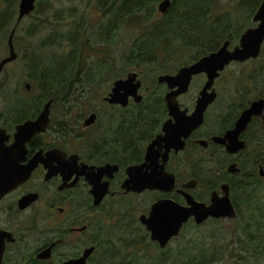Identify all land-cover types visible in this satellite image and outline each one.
<instances>
[{
  "label": "flooded vegetation",
  "instance_id": "obj_1",
  "mask_svg": "<svg viewBox=\"0 0 264 264\" xmlns=\"http://www.w3.org/2000/svg\"><path fill=\"white\" fill-rule=\"evenodd\" d=\"M98 10L102 15L101 21H104L105 18L108 20L109 12H105L102 8H98ZM33 11H35V8ZM33 11L24 16L34 15ZM17 16L18 5L16 20L11 21L13 24L8 33L9 36L14 28L12 35L13 47H15L14 41L17 37V25L24 17L17 21ZM6 45L8 47L7 43ZM95 47L87 51V54L84 53V55L74 57L73 62L75 64L72 72H75L77 67H81L83 62H87L85 70L81 72L82 67L80 69L79 78L81 80L84 79V72L98 73L97 67L93 66L94 62H88V59L94 56L92 51L95 50ZM17 54L16 52V57L13 60L17 58ZM28 56L26 55L24 58L25 65ZM3 57H0V59ZM70 57V60H72L73 57ZM114 58L120 60L110 62V71L114 72L116 68L125 69L123 76L117 79L126 77L130 72L137 74L136 79L141 82L138 89V93L142 96L140 102H134L129 97L128 103L125 105L109 103L104 99V96L103 103L99 104V108L90 109L85 115L81 114L74 119L72 107H74V104L79 103L70 98L73 91L77 89L74 85L68 89H53V91L62 92L63 95L60 97L48 95L44 103L39 104L36 108L34 95L40 97L43 94L34 93V83L31 81L29 87L22 86L20 94H17L18 91L14 90L13 97L15 101L13 106L0 112V130L3 131V138H6L3 139V145L7 147L14 142L16 126L26 120L34 119L42 110L45 102L52 100L49 122L45 131L38 132L27 139L24 142L26 151L23 153L14 151L11 157L6 156L5 153L0 155L5 161L2 165L16 167L19 164H27L37 151L42 150L40 154L42 159L34 167L30 176L0 198V264H61L82 257L87 249L91 250L83 264H98L100 231H102L100 230L102 220L98 218V213L105 206L108 209L111 207L114 209V206L118 207L116 199H133L134 196L143 194L141 203L144 209L138 213L136 222L139 223V228L145 230L149 238V232L146 231L145 226L139 220V216L141 214L147 215L150 205L158 199L168 198L179 204L187 205L185 193L189 194L194 200L208 204L213 193L218 197L223 195L222 186H224L228 189V196L235 208V205L244 201L256 189L258 190L257 197L263 195L260 191L264 189V108L262 114L251 116L245 128L238 135H229L234 140L237 136L238 141L243 143L242 147L232 151L227 148L229 137H225V135L235 127L237 117L252 101L242 105L238 112L234 111L230 116L228 112L226 113L225 107L219 104L220 95L217 85L219 84L221 87L223 73L229 64L219 72L207 89V92L213 90L215 97L206 105L201 123L196 125L192 117L195 113L200 91L207 81L204 72L193 74L186 91L175 97L179 109L185 110L186 115L190 116L188 120H185L175 111L170 110L167 105L165 96L172 89L168 87L166 82H159L156 77L157 86L155 88L149 87L141 79L140 69L136 67L131 71L127 69L128 64H125L127 57L117 56ZM115 62H120V64L114 66ZM6 64L3 65L1 72ZM102 72L106 73L105 70ZM176 72L177 70L161 73V75H174ZM177 88L178 86H175L173 89ZM149 94H153L155 100L160 102L158 108L150 107L151 104H143L147 113H151V125L146 122L131 131V120L128 121L126 116L130 114L131 108L143 103ZM55 105L59 107L57 113H54ZM91 114L94 116L92 121L85 124V120ZM118 115L126 119L128 124L123 123L122 126L120 123L117 128L113 127ZM103 119L106 120L108 126L101 122ZM167 121L168 130L165 131L163 126ZM131 126H135V123ZM94 128L97 134L88 141L87 138L91 136L88 135V132ZM256 130L261 131V136L256 134ZM106 131L110 139L101 135L102 132L106 133ZM122 132L125 135L119 137ZM77 138L81 139L78 140ZM99 143L110 146V149L108 148L107 151L96 148L94 151V147ZM152 143V149L156 154L155 160L147 168L142 167V171L150 172L151 169L163 164L164 170L174 175L173 188L169 191L147 188L141 191H125L121 184L128 178V167L138 166L145 162L147 147ZM70 144L72 146L68 148ZM53 148L61 149L62 152L58 155H46L48 150ZM93 152L102 154L107 159L97 158L98 154H92ZM164 153L166 155L163 161L162 156ZM205 153L211 157L207 156L200 160L207 159L210 161L214 159L215 162L214 167L209 165L205 171L211 175L207 182L209 192L206 196L198 195L195 191L199 183L202 182L197 174L204 167H199L194 163L198 157ZM19 156L21 157L15 160ZM12 157H14V160H12ZM242 161L249 164V166L245 168ZM104 164H115L117 168L101 175L98 179L95 167ZM216 164L219 165L216 166ZM89 177L93 180L97 179L100 184L107 183L106 191L97 203H94L95 198L91 192L92 185L89 182ZM191 182H193L191 186H186ZM242 182L245 183V188L248 190L244 193H238V188L241 189L238 186ZM257 183L260 185L254 188ZM239 196H241L240 201ZM210 218L212 217H208L206 220ZM190 222L196 224L193 218L190 217L188 221L183 223L180 230ZM101 226L107 228L106 224ZM140 233H142V237L146 238L147 235L144 231L138 232L139 235ZM129 234H131L130 230L124 236L127 241L131 238V236H128ZM153 243L158 245L157 241Z\"/></svg>",
  "mask_w": 264,
  "mask_h": 264
},
{
  "label": "trees",
  "instance_id": "obj_2",
  "mask_svg": "<svg viewBox=\"0 0 264 264\" xmlns=\"http://www.w3.org/2000/svg\"><path fill=\"white\" fill-rule=\"evenodd\" d=\"M2 1H4L7 7L4 11L0 10V30L8 27L13 17V11L15 10L14 0ZM102 1H106V8L101 7ZM157 1L159 0H98L99 8L104 9L105 12H109V16L108 20L99 22L95 25V29L92 30L94 34L101 35V45L116 48L117 45L120 44V41L117 40L118 37L122 39L127 33L132 36L130 41H127L128 39H120L122 43L126 42L127 47L126 52L121 50V55L119 56L127 57L125 60V64H128L127 67L134 66L138 69L145 68L143 71L144 74H140V76L143 82H145V85L149 87H156L157 83L155 81L156 78L153 81V85L147 83L146 78L150 76V73H148L146 69L157 68L156 64H159L158 68L160 67L162 71L158 74L173 72L179 67L187 65L197 60L199 57L217 49L225 40H229L230 45L236 44L240 34L248 25H245L244 22L234 24V12L227 11V13L223 14L217 12L218 0H170L168 9L164 13H159L157 11L158 15L155 16V2ZM260 1L261 0H236L235 6L237 9L246 12V21L249 23ZM37 4V10L34 11V15L37 14L38 11L40 12L39 2ZM48 8H50V6H48ZM59 19L60 18H57V20ZM41 20L45 21L46 18L41 17ZM85 22L87 21L84 20L73 24V28L68 31L71 32L69 34H63L60 30H56L54 34H50V36L47 35L46 38H42L40 41V45L43 47H50L52 44H57V47H60L61 50V55L59 57H57L56 54H50L51 58H57L58 63L52 68V71H48L42 75V80L53 77L57 82H64V87L67 89L74 83L77 89L73 91V94L70 96V98L74 99V102H78L81 96H86L88 89L82 84L83 82L85 84H92L99 75H103L108 80L111 79V77L115 80L122 77L125 72V69L121 70L117 68L114 72H110V68L109 70L107 68L111 63H108L96 65L98 69L97 74L84 72V79L82 80L79 78L81 67H77L75 72H72V68L66 77L62 76V73L66 70L65 62L74 61V57L78 54V46L81 45L83 48L82 55H84V53L87 54V51H89V49L84 47V42L87 41L90 36L86 34L87 27H83ZM141 25L143 27L140 29ZM29 26L32 30L36 28V25ZM89 28H92V26ZM63 35L64 40L67 41L68 48V50L65 51L61 49L64 40L61 42L60 39ZM90 47L94 48L95 45ZM70 56L73 57L72 60H70ZM182 58H186L187 61L181 64L180 62L182 61L179 59ZM39 63L40 61H38V64ZM117 64H120V62L114 63L113 65L116 66ZM103 70H105L106 73H103ZM151 76H153L152 73ZM52 84L55 83L47 82L45 84L50 90L43 91V96H40L41 99L48 98V95H53L55 97L63 95V93L58 90L53 91ZM148 97L144 99L143 103L131 108L130 114L126 116L128 121L131 120V131L137 129V127L142 126L146 122H149L151 125V113H147L145 110L146 107L143 106V104H151L150 107L158 108L160 102L155 100L153 94H149ZM13 101H15L14 97ZM66 102L68 101L66 100ZM34 103L36 108L40 104L37 100L34 101ZM128 121L118 115L113 127L117 128L120 126V123L122 126L123 123L128 124ZM101 122L108 126L106 121ZM134 123L135 126H131V124ZM101 135L110 139L107 131L106 133L102 132ZM124 135V132H122L119 137H123ZM87 140L90 141L91 137L87 138ZM107 146L108 145L99 143L94 147V151L96 148L108 151L110 146ZM92 154L98 153L93 152ZM97 158L107 159V157L102 154H98ZM257 185L259 186L260 184H255L254 188H256ZM238 187L241 188H238V193H244L248 190L245 188V183L243 182ZM257 193L258 190L256 189L241 202L245 205L246 219L240 231L235 232L232 230L230 236L223 232L216 233L215 231H212L208 236H198L187 244L180 246V249L178 248L176 255L172 256L171 264H215V262L223 260H229V264H264V203L261 204L258 202L259 200H264V196L257 197ZM139 206L143 208L142 203H140ZM129 207L130 206H126L121 202L118 203V208L121 209L124 214ZM235 211L236 216L234 218L238 215V204L235 205ZM210 219L215 220L213 218ZM101 223L100 230L104 231V236L100 238V259L98 264H140L135 253L127 252L128 248H133V244L136 241L131 240L129 242L125 240L124 236L115 237L112 229L109 226L103 228L101 225L104 224L102 221ZM142 231L147 235L144 229H142ZM141 239H145V237L141 236ZM227 240L231 245L227 244ZM151 243L156 247L158 246L152 241ZM232 245L234 247H232ZM161 252H164V250H161ZM164 261L165 259L161 258L155 264H163Z\"/></svg>",
  "mask_w": 264,
  "mask_h": 264
},
{
  "label": "rangeland",
  "instance_id": "obj_3",
  "mask_svg": "<svg viewBox=\"0 0 264 264\" xmlns=\"http://www.w3.org/2000/svg\"><path fill=\"white\" fill-rule=\"evenodd\" d=\"M14 1L15 10L13 11V17L11 21L16 20L17 5L19 0ZM235 1L236 0H218L217 12H219L220 14L227 13V11L234 12V24L244 22L245 25L248 24L245 28L254 26L256 23H254L251 19L249 23L246 21V12L236 8ZM35 2V11L37 10L36 5L38 6L37 3L39 2L40 12L38 11V13L35 15L31 14L29 16H24L17 25V37L14 41V48L18 53L17 58L15 60H11V62L6 64L0 74V112L6 111L13 106L14 90L18 91L17 94H20L22 86H26V84L31 85V81H33L34 83V93L37 94H40L43 91L50 90L48 86L45 85L47 82L55 83L52 84V89L54 90L55 88L66 89V87H64V82H57V80L53 77L42 80V75L48 71H52V68L58 63L57 58H51L50 54H56L57 57L61 55L60 47H57V44H52L50 47H43L40 45L41 39L46 38L47 35L50 36V34H54L56 30H60V32H62L63 34H69L71 32L68 31L73 28V24L86 20L87 22H85L83 27H87L86 34L90 36L88 40L84 42V47L91 50L90 46H96L95 50L92 51L94 56L88 59V62H94V67L100 64H108L112 60H119V58L114 57L121 55V50L123 52H126L127 47L126 42L122 43L121 40L128 39L127 41H130V39L132 38V36H130L128 33L126 36H123L122 39L118 37L117 40L120 41V44L117 45L118 49L116 47L101 45V35L99 36L98 34H94L92 32V30L95 29V25L102 20V15L98 10V0H36ZM158 2L159 1L155 2V16L158 15ZM48 6H50V8H48ZM6 7L7 5L4 4V1L0 0V10L4 11ZM101 7H107L106 1H102ZM41 17H45L46 20L42 21ZM57 18L60 19L57 20ZM104 21H106V18L104 19ZM12 24L13 23L11 22L7 28L0 30V57H6L8 55V47L6 43L9 28ZM29 25H36V28L32 30ZM90 26H92V28H89ZM142 27L143 26L141 25L140 29ZM67 37L69 38L68 35ZM63 40L64 35L62 36L60 41L62 42ZM233 45H230V47ZM61 49L63 51L68 50L66 40H64V44L63 46H61ZM77 50V55H81L83 52L82 46H78ZM32 54L34 55L31 56ZM26 55H29L31 57L28 56L27 64L25 65L24 58ZM179 60L182 61L180 62L181 64L187 61L186 58H182ZM38 61H40L39 64ZM74 64L75 62L73 61L65 62L66 70L62 73L63 77H66L70 73ZM86 64L87 62H83L81 64V72L85 70ZM156 65L157 68L154 67L153 69H146L147 72L150 73V76L146 78L148 84L153 85V81L157 77L158 73L162 71L160 67L158 68L159 64ZM109 68L110 66H108L107 69L109 70ZM127 69L131 71L132 69H135V67L128 66ZM144 69L145 68H140V74H144ZM151 73L153 74V76H151ZM112 81V77L108 80L103 75H99L97 76L95 82L92 84H85L83 82L82 84L86 86L88 90L86 96H81V98H79L78 100L79 103L74 104V107H72V109L74 110L72 113L73 118L75 119L81 114L85 115L90 111V109L99 108V104L103 103V97L106 96L110 90ZM217 87L220 95L219 104H222L225 107L226 113L228 112L229 116L234 111L238 112L240 106L246 104L247 102L260 97L264 98V42L262 44L261 52L258 58L249 59L246 62H233L229 64L225 68V71L223 73L221 87L219 84L217 85ZM153 88H155V86H153ZM34 97L35 101L37 100V102H39L40 104H43L45 101V99H41V97L38 98L35 95ZM54 107V113H57L59 111V107L58 105H55ZM55 117L56 116L54 114V118ZM102 121L106 120L103 119ZM255 132L258 136H261L260 130H256ZM96 134L97 132L95 131V128L88 132V135H91V138L95 137ZM77 139L80 140L81 138ZM50 141L51 139L49 140V142ZM71 146V144L68 145V148H70ZM207 156L211 157L209 154L205 153L202 156L198 157L194 162L197 166L204 167L201 168L200 172L197 174L202 179V182L199 183L198 187L195 190L198 195L204 196H206L209 192L207 182L211 177L210 174H207L205 172L206 168L209 165L213 167L215 166L214 159H211L210 161L207 159L200 160L201 158H206ZM243 164L245 168L249 166V164L245 162H243ZM218 165L219 164H216V166ZM243 181L245 182V180ZM261 192L263 193L262 196H264V189H262L260 193ZM238 198L240 201L241 196H239ZM141 200H143V194L134 196L133 199H116L118 203L121 202L126 206H130L125 214L117 206H114V209L112 207L108 209L107 206H105L98 213V218L112 229L113 235L115 237L118 238L121 236H125L126 232H128L129 230L131 231V234L128 235L131 236L129 242L131 240H134L136 242L133 244V248L127 249V252L135 253L140 261V264H155L161 258L165 259L163 264H171V260L173 258L172 256L176 255L178 248L180 249V246H182L183 244H187L192 239L201 235L208 236L212 231H215L216 233L223 232L226 235L230 236L232 230H234L235 232L240 231L244 220L246 219L245 205L239 202L238 215L233 220L227 218L215 220L208 219L200 225H195L193 222H190L180 230V233L175 236V238L169 241L165 248L161 249L159 248V246L156 247L154 244H152L148 236H146L145 239H141L140 237L142 233H140V235L138 234V232L142 231V229L139 228V223L135 220H138V213L144 209L142 207H138L141 203ZM258 202L263 204L264 200H259ZM102 236H104V231H100V238ZM227 244L231 245L228 240ZM232 247L234 246L232 245ZM161 250H164V252H161ZM229 262V260H223L217 261L215 262V264H229Z\"/></svg>",
  "mask_w": 264,
  "mask_h": 264
},
{
  "label": "water",
  "instance_id": "obj_4",
  "mask_svg": "<svg viewBox=\"0 0 264 264\" xmlns=\"http://www.w3.org/2000/svg\"><path fill=\"white\" fill-rule=\"evenodd\" d=\"M35 1L36 0H19L17 21L34 10ZM169 5L170 0H161L157 5L158 12L164 13ZM251 20L256 24L243 30L237 44L230 47V41L225 40L215 51H211L192 63L179 67L176 74H159L157 76L159 82H166L168 87L172 89L165 96L166 103L170 110L175 111L185 120L190 118L189 115H186L185 110L179 109L175 97L179 93L186 91L193 74L204 72L207 76V81L200 91L195 113L192 117L196 125L201 123L206 105L215 97V92L213 90L212 92H207V89L210 87L213 79L218 76L219 72L232 62H244L259 57L264 42V0L260 1ZM13 33L14 28L11 30L7 39L8 55L0 60V72L4 64L16 57L12 42ZM136 77L137 74L135 72H130L126 77L115 80L104 99L109 103H120L122 105L128 103L129 97H131L134 102H140L142 96L138 93V89L140 88L141 82L137 80ZM175 86H178V88L173 89ZM26 87H29V85L26 84ZM51 101L50 99L45 102L42 110L34 119L26 120L24 123L16 126L14 142L7 147L3 145V139L6 138H3V131L0 130V155L5 153L6 156L11 157L14 151L23 153L26 151L24 142L34 134L45 131L49 122ZM263 108V98L252 100L249 106L241 111L235 122V127L228 131L225 137H229L231 134L238 135V133L245 128L251 116L262 114ZM93 117V114H91L85 120V124H89ZM163 129L165 131L168 130V121L164 124ZM242 145V141H238L237 136L235 140L229 137V145L227 148L232 151L242 147ZM152 146L153 143L149 144L147 147L145 162L138 166L133 165L128 167V178L121 184V187L125 189V191H141L146 188L169 191L173 188L174 175L166 172L163 164L151 169L150 172L146 170L142 171V167L147 168L155 160L156 154ZM41 152L42 150L37 151L27 164H19L16 167H5L2 165L5 161L2 159L3 157L1 158L0 156V198L30 176L34 167L39 160L42 159L40 155ZM61 152V149L53 148L48 150L46 155H58V153ZM165 155L164 153L162 156L163 161ZM20 157L21 156L16 157L15 160ZM12 160H14V157H12ZM95 168L99 179L101 175L115 170L117 166L115 164H104ZM89 182L92 185L91 192L94 194V203H97L102 197V194L105 193L107 183L100 184L97 179L93 180L91 177H89ZM192 184L193 182L188 183L186 186H191ZM222 191L223 195L219 197L213 193L208 204L194 200L189 194L185 193L187 205L179 204L168 198L158 199L150 205L147 215L141 214L139 216V220L145 226L146 231L149 232V240L153 242L157 241L158 246L163 248L168 244L171 238L179 234L183 223L188 221L190 217L193 218L196 224L202 223L208 217L233 219L236 216V211L228 196V189L222 186ZM90 250L91 249L85 250L83 256L78 259L69 260L61 264H83Z\"/></svg>",
  "mask_w": 264,
  "mask_h": 264
}]
</instances>
